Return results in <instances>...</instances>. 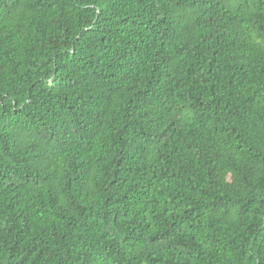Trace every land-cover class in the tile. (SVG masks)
<instances>
[{
	"label": "trees",
	"instance_id": "obj_1",
	"mask_svg": "<svg viewBox=\"0 0 264 264\" xmlns=\"http://www.w3.org/2000/svg\"><path fill=\"white\" fill-rule=\"evenodd\" d=\"M0 264H264V0H0Z\"/></svg>",
	"mask_w": 264,
	"mask_h": 264
}]
</instances>
